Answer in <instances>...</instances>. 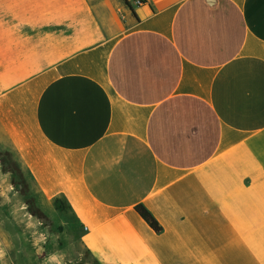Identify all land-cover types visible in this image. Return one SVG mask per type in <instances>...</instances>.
Masks as SVG:
<instances>
[{"label":"crops","instance_id":"0c3cea01","mask_svg":"<svg viewBox=\"0 0 264 264\" xmlns=\"http://www.w3.org/2000/svg\"><path fill=\"white\" fill-rule=\"evenodd\" d=\"M127 1L0 0V150L81 228L0 193V264H264V0Z\"/></svg>","mask_w":264,"mask_h":264},{"label":"rangeland","instance_id":"374dc122","mask_svg":"<svg viewBox=\"0 0 264 264\" xmlns=\"http://www.w3.org/2000/svg\"><path fill=\"white\" fill-rule=\"evenodd\" d=\"M0 193L15 195L18 197L17 201L11 202V205L22 206L25 203V209L30 213L29 206L40 208L27 174L11 151L0 150ZM60 206L62 208H57V211L53 207L40 208L41 218L31 214L34 219L41 221L42 226L46 228L47 239L51 238L58 249L63 248L64 251L67 249L68 253H74L81 228L67 205L63 203Z\"/></svg>","mask_w":264,"mask_h":264},{"label":"trees","instance_id":"16d2710c","mask_svg":"<svg viewBox=\"0 0 264 264\" xmlns=\"http://www.w3.org/2000/svg\"><path fill=\"white\" fill-rule=\"evenodd\" d=\"M127 1V0H126ZM128 3V1H127ZM56 208L61 209L62 207L60 205H63V202L60 200H57L56 203ZM29 209L31 211V213L34 216H39V218H41V213L42 211L40 210V208H34L32 206H29ZM135 209L139 212V214L150 224V226L156 230V231H160L162 229L161 225L159 224V222L157 221V219L153 216V214L143 205V204H139L135 207Z\"/></svg>","mask_w":264,"mask_h":264}]
</instances>
